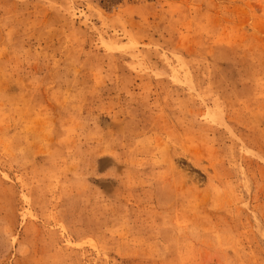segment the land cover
Instances as JSON below:
<instances>
[{"label": "rangeland", "instance_id": "obj_1", "mask_svg": "<svg viewBox=\"0 0 264 264\" xmlns=\"http://www.w3.org/2000/svg\"><path fill=\"white\" fill-rule=\"evenodd\" d=\"M0 264H264V0H0Z\"/></svg>", "mask_w": 264, "mask_h": 264}]
</instances>
